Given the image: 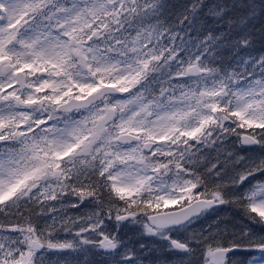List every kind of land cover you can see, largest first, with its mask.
<instances>
[{"label":"snow or ice","instance_id":"snow-or-ice-1","mask_svg":"<svg viewBox=\"0 0 264 264\" xmlns=\"http://www.w3.org/2000/svg\"><path fill=\"white\" fill-rule=\"evenodd\" d=\"M0 264H264V0H0Z\"/></svg>","mask_w":264,"mask_h":264}]
</instances>
